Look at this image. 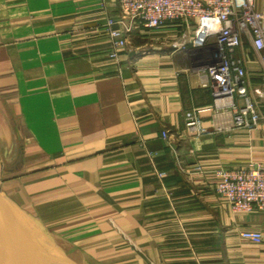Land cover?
<instances>
[{
  "label": "crops",
  "instance_id": "crops-1",
  "mask_svg": "<svg viewBox=\"0 0 264 264\" xmlns=\"http://www.w3.org/2000/svg\"><path fill=\"white\" fill-rule=\"evenodd\" d=\"M119 14V0H0L2 192L62 264H264V210L233 212L214 176L264 165V120L232 127L235 108L218 110L175 49V22L141 25L111 57ZM195 107L208 108L199 140L185 130Z\"/></svg>",
  "mask_w": 264,
  "mask_h": 264
},
{
  "label": "built area",
  "instance_id": "built-area-1",
  "mask_svg": "<svg viewBox=\"0 0 264 264\" xmlns=\"http://www.w3.org/2000/svg\"><path fill=\"white\" fill-rule=\"evenodd\" d=\"M119 6L118 18L108 17L105 23L113 47L111 57H117L141 25L161 29L175 22L180 26L175 49L191 55L188 68L199 75L202 86L212 89L218 110L235 108L232 127L254 129L264 120L260 109L264 100V8L257 9L254 0H119ZM254 63L261 72L257 97L249 90L247 74ZM207 109L195 107L185 113V130L196 140L209 131L201 116ZM224 127V122L213 120V130ZM162 135L169 138L166 130ZM194 171L201 172V166H195ZM214 176L217 193L233 212H249L254 207L264 210L263 164L220 167ZM239 236L254 244L263 241L262 233L254 229H242Z\"/></svg>",
  "mask_w": 264,
  "mask_h": 264
},
{
  "label": "water",
  "instance_id": "water-1",
  "mask_svg": "<svg viewBox=\"0 0 264 264\" xmlns=\"http://www.w3.org/2000/svg\"><path fill=\"white\" fill-rule=\"evenodd\" d=\"M1 182L0 160V264H62L52 251L32 248L24 239L14 234L13 226L17 222L10 212V206L14 204L2 192Z\"/></svg>",
  "mask_w": 264,
  "mask_h": 264
},
{
  "label": "bare ground",
  "instance_id": "bare-ground-1",
  "mask_svg": "<svg viewBox=\"0 0 264 264\" xmlns=\"http://www.w3.org/2000/svg\"><path fill=\"white\" fill-rule=\"evenodd\" d=\"M14 234L19 238H22L26 243L37 250L47 249L44 241L40 238L36 230L28 222H25V225L20 223L16 226H13Z\"/></svg>",
  "mask_w": 264,
  "mask_h": 264
},
{
  "label": "rangeland",
  "instance_id": "rangeland-1",
  "mask_svg": "<svg viewBox=\"0 0 264 264\" xmlns=\"http://www.w3.org/2000/svg\"><path fill=\"white\" fill-rule=\"evenodd\" d=\"M250 72V71H248ZM2 142H0L1 144ZM0 160L1 162L2 161H7V157H5L4 155V150L0 148ZM10 209H11V214L15 217V220L17 222V224H24L25 225V222H28V218H27V215L25 214V212L22 211V209H20V207L16 206V205H11L10 206ZM41 238V237H40ZM42 239V238H41ZM47 249L50 250V248L46 245ZM52 251V250H50ZM53 255L57 257V254L55 252H53Z\"/></svg>",
  "mask_w": 264,
  "mask_h": 264
}]
</instances>
